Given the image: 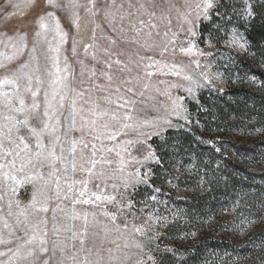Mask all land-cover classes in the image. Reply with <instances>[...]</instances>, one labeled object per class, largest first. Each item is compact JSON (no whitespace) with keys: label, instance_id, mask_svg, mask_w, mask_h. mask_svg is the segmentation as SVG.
<instances>
[{"label":"rangeland","instance_id":"374dc122","mask_svg":"<svg viewBox=\"0 0 264 264\" xmlns=\"http://www.w3.org/2000/svg\"><path fill=\"white\" fill-rule=\"evenodd\" d=\"M54 2L60 6L51 7L48 0H0V64L4 65L0 79L32 72L45 81L42 89L47 87L46 71H54L47 57L55 55L48 52V41L53 46L57 41L51 33L47 40L36 33L41 31L40 17L53 26L59 20L66 33L59 62L61 75L67 77L60 132L74 120L76 130L68 137L77 141V170L73 173L69 167L68 176L77 182V193L80 182L87 180L89 193L104 190L116 200L93 198L89 204H74L63 191L57 197L53 183L50 211L40 214L47 219L49 249L56 240L59 246L67 244L81 264L85 258L135 264L138 250L132 245L139 240L147 264H264V44L252 45L245 34L254 22H264V0H247L254 14L248 19L243 15L245 0H212L208 19L196 16L199 0H74V9L66 6L72 0ZM48 12L53 16L48 17ZM152 12L154 16L149 15ZM184 14L192 24L185 22ZM141 20L147 23L141 25ZM190 27H195L197 35L191 39L203 56L180 50L188 47ZM232 29L245 37L246 50L224 44ZM242 59L261 70L262 76L247 73ZM149 64L154 67L148 68ZM173 65L197 79V73H206L211 82L189 95L188 82L174 74ZM148 71L153 75H146ZM118 97L127 101L123 107H117ZM37 99L41 107L33 110L29 123L39 128L45 119L43 92ZM25 100L30 104L31 96ZM173 101L183 106L180 117L173 111ZM5 111L0 107V112ZM104 111L108 117L93 115ZM113 114L117 119L110 118ZM126 115L130 119L125 120ZM105 124L115 139L96 138L104 133ZM93 144L95 158L103 157L104 162L93 169L97 175L90 176L83 169L91 167ZM211 149L216 156H211ZM148 152L157 159L146 161ZM137 168L147 182L125 189L124 179ZM101 171L103 176L98 175ZM61 188L67 189L63 174ZM32 191L26 185L16 195L5 194L0 201L2 215L7 216L10 197L25 205ZM73 209L78 219L68 218ZM105 212L116 215V222ZM151 214L162 221L156 223ZM54 224L61 229L58 236L53 234ZM134 228L145 230L144 235ZM17 235L23 232L17 230ZM147 254L153 260H147ZM49 256L51 251L40 258ZM59 259L58 250L52 264Z\"/></svg>","mask_w":264,"mask_h":264},{"label":"snow or ice","instance_id":"6c2138e0","mask_svg":"<svg viewBox=\"0 0 264 264\" xmlns=\"http://www.w3.org/2000/svg\"><path fill=\"white\" fill-rule=\"evenodd\" d=\"M51 7H59L54 0H48ZM245 8L243 15L246 19L253 17L251 5L245 0ZM67 7L74 9L76 4L74 0L70 2ZM213 7L212 0H199L196 4V16L197 18L203 17L208 19V9ZM140 8L147 9L146 4H141ZM150 16H154L155 13H149ZM48 17H52L53 13L48 12ZM185 22L192 24V21L188 19V15L184 14L182 17ZM75 23V20H74ZM141 25H144L145 21H140ZM148 27H155L154 24L148 23ZM39 28L40 32H37L38 37L44 36L47 40L48 33L53 34V40L57 41V44L53 46L52 41H48V52L55 53L50 57H47L52 62V68L54 71L47 70L46 75L48 77L47 87L42 89V85L45 81L40 75H35L32 72L24 73L20 75L13 74L11 77H5L0 79V107L5 112H0V201L4 199V195L11 192L13 195L18 193V188L21 186L31 185L33 188L31 199L27 204L21 205L19 200H13L9 198L7 204V216L2 215L3 209L0 208V246H4L5 250H0V264H52L53 258L56 257L57 251L59 250L60 259L58 264H67L71 261V264H81L78 261L77 254L71 252L67 244L59 246L56 240H52L51 250L48 247L49 244V232L47 230V219L41 216V213H48L49 201L51 199V185L55 183L56 195L60 196L61 192H64V198H71L74 204H89L94 201L101 202H112L116 200L115 195H110L106 191L101 190L98 192L89 193L88 187L89 182L87 180L81 181V189L74 191V185L77 183L68 176L69 167H71L74 173L77 170L76 163V145L75 139H69L68 133L74 132L75 121L67 125L65 131L61 134L60 128L62 126L61 117L63 115L62 109L65 107V100L67 94L65 89L67 84L65 83L67 77L61 75V68L59 62L60 45L66 42V33L61 30L59 20L56 21L55 25H49L46 22L45 17H40ZM139 31V30H137ZM197 32L195 27L189 28V40L188 47L181 46L180 50L185 55H205L198 47L191 37H195ZM220 38H217L219 42ZM224 44L233 48H239L246 50L247 41L245 37L239 34L236 29H232L231 33L228 34V38L224 40ZM35 49H33L34 51ZM75 51V48H73ZM12 60L13 57H7ZM151 59V57H147ZM196 64L197 69L201 67L200 60L196 59L193 61ZM0 67L4 65L0 64ZM27 67V65H24ZM148 68L154 67V65H147ZM207 67H211L208 65ZM174 74L181 76L183 80L188 83L185 85L189 95H193L195 89L206 86L211 82V77L206 73L200 72L197 75L200 79L195 78L193 75H189L181 72L172 66ZM169 74H172L170 72ZM146 75L151 76L153 72L148 71ZM110 79V77H109ZM26 81V83H22ZM119 91V89H117ZM132 91V89H128ZM43 92V117L42 127H33L29 121L32 118L33 110L39 109L41 103L38 102V96ZM26 95L31 96V103L27 104L25 97ZM123 97L117 98V107H123L127 101H120ZM18 104V106H17ZM72 111L75 112V100L72 101ZM182 104H177L173 101V111L180 117V111L182 110ZM12 113H17V116H13ZM94 116L97 117H108L109 113L104 112H93ZM23 117L22 119L20 117ZM111 119H117L115 114L111 115ZM125 120L130 119L129 116L123 117ZM187 118V117H182ZM95 125V120L92 121ZM127 127V125H125ZM27 129L26 132H22L21 129ZM47 136V140L45 137ZM63 137V138H62ZM106 137L108 139H115V133L108 132V125H104V133L101 136L96 137L101 139ZM34 141V143H33ZM88 147L87 144L84 145ZM57 149H59L57 151ZM112 151V149H108ZM92 159L90 161L91 167L83 169L91 175H97L94 173L98 163H103V157L96 159V145H92ZM83 159V157H82ZM157 157L154 153L148 152L145 160H156ZM110 163V162H109ZM140 163V161H137ZM60 165V167H58ZM31 171H28V170ZM61 174H63L64 182L67 184V189L64 191L61 188ZM99 176H103L104 173L101 171ZM144 175L137 168L134 173H130L129 177L124 179V187L127 189L129 185L133 183L147 182L144 180ZM96 188L100 189V185H96ZM153 192H159V189L153 188ZM71 193V197L68 196ZM88 198H84V197ZM153 201L156 197H151ZM13 205H15L16 211H13ZM133 202L130 200L128 203L131 208ZM61 211H63L61 209ZM53 220H56L55 212L56 209H52ZM105 216L109 217L112 223L116 222L117 216L108 212L104 213ZM7 217H12L15 223H11ZM71 219H78V215L73 209ZM85 220H87V214H85ZM150 218L156 223H160L163 218L157 214H151ZM244 223V221H242ZM125 229L127 225L124 226ZM17 230L23 232V235H17ZM67 230V229H65ZM61 229L53 225V234L58 236ZM119 231V227L117 228ZM133 231L140 235H144L145 230L141 228H134ZM75 238V233H73ZM81 239L80 243L83 244ZM127 247V245H125ZM138 251L134 255L138 258L135 260V264H147V261L143 259L146 255L144 252V244L142 241L134 240L133 245ZM74 247V246H73ZM51 251V256L48 259H41L43 254ZM71 252V254H69ZM147 260H153L150 254H147ZM82 264H103V259L99 258L95 261L85 258Z\"/></svg>","mask_w":264,"mask_h":264},{"label":"trees","instance_id":"16d2710c","mask_svg":"<svg viewBox=\"0 0 264 264\" xmlns=\"http://www.w3.org/2000/svg\"><path fill=\"white\" fill-rule=\"evenodd\" d=\"M248 40H250V42L252 43V45L254 46H261V44H264V22L261 23H257L254 22L245 32ZM242 66H244L245 68H247V73H251L254 76H262V71L259 70L258 68H256L252 63H249L248 61H244L242 59L241 63ZM220 116L222 117V121L226 122L228 120V118L224 117V113L221 112L219 113ZM226 118V119H225ZM211 156H216L217 153L211 149Z\"/></svg>","mask_w":264,"mask_h":264}]
</instances>
